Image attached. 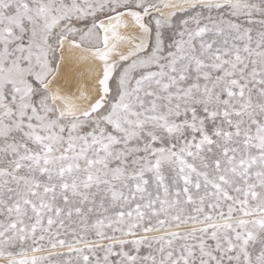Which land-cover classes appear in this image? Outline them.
<instances>
[{
	"label": "snow or ice",
	"instance_id": "1",
	"mask_svg": "<svg viewBox=\"0 0 264 264\" xmlns=\"http://www.w3.org/2000/svg\"><path fill=\"white\" fill-rule=\"evenodd\" d=\"M0 264H264V0H0Z\"/></svg>",
	"mask_w": 264,
	"mask_h": 264
}]
</instances>
